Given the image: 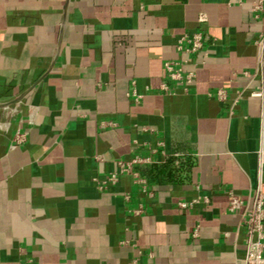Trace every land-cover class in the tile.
<instances>
[{
	"label": "crops",
	"instance_id": "0c3cea01",
	"mask_svg": "<svg viewBox=\"0 0 264 264\" xmlns=\"http://www.w3.org/2000/svg\"><path fill=\"white\" fill-rule=\"evenodd\" d=\"M257 1L0 0V264H245L228 191L264 185ZM198 31L205 49L180 53ZM182 59L188 93L165 69ZM18 131L27 141L12 149ZM137 155L152 195L132 175L99 189Z\"/></svg>",
	"mask_w": 264,
	"mask_h": 264
},
{
	"label": "built area",
	"instance_id": "2783aa9c",
	"mask_svg": "<svg viewBox=\"0 0 264 264\" xmlns=\"http://www.w3.org/2000/svg\"><path fill=\"white\" fill-rule=\"evenodd\" d=\"M238 4L244 3L245 0H233ZM264 11V0H258L253 7V12L255 13V17L259 18L261 13ZM201 23H204L208 20V16L205 12L200 13L199 19ZM264 37L261 39V43H263ZM206 46V39L203 32L198 31L195 33H185L183 34L177 41V49L182 54L195 55L199 51H203ZM207 55V52H205ZM186 60H178V61H167L165 63V69L167 72V77L170 81L174 83H179L184 85L183 92H189V86L192 85L196 80L195 72L185 73L184 63ZM245 75H249L248 72L244 73ZM135 85V82H134ZM161 90L167 92L170 95H176L177 93L171 89L169 83L164 82L161 85ZM245 90L238 91L237 97L233 100V106L237 103V101L242 98ZM128 95L135 96L136 100L139 101L142 96L139 95L135 89H133ZM215 96L222 100H228V94L225 89H218L215 93ZM251 96H259L264 98V87L258 88L257 90L252 91ZM233 113V111H231ZM115 123L113 121H103L102 126H113ZM143 130L148 131L150 129L144 127ZM27 141V132L26 131H18L15 135L11 148L14 149L17 146L25 143ZM138 143L137 140L134 141ZM160 146H164L163 142L159 143ZM165 153V152H164ZM262 161L264 160V151L261 152ZM150 158L143 157L140 155L135 156L131 160H117V171L110 172L104 179H95L99 189L106 190L112 185H116L120 178L124 175H132L135 179V183L138 184L141 190L145 193H149L152 195V192L148 189V182L140 176L138 172L135 171L134 166L138 163H146L149 162ZM229 195V205L228 211L232 214H238L240 216V222L238 225V230L241 227H244L247 232V252L245 256V264H264V185L260 184L255 192L251 191L246 195V197H242L234 190L228 191ZM125 199L129 201L131 196L129 194L125 195ZM209 203V197H199L191 202H180L179 205L182 208L192 207L200 202ZM133 215L141 216L144 213V206L140 204L138 207L132 210ZM199 235V229H196L194 232V236L197 237ZM230 235V233H226V236ZM27 264H35L33 259H29Z\"/></svg>",
	"mask_w": 264,
	"mask_h": 264
},
{
	"label": "water",
	"instance_id": "95a60500",
	"mask_svg": "<svg viewBox=\"0 0 264 264\" xmlns=\"http://www.w3.org/2000/svg\"><path fill=\"white\" fill-rule=\"evenodd\" d=\"M8 104H6L5 106H7Z\"/></svg>",
	"mask_w": 264,
	"mask_h": 264
}]
</instances>
